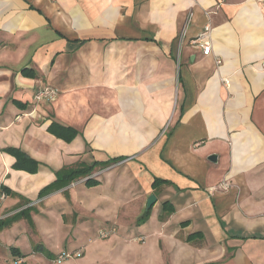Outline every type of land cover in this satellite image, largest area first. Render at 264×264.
I'll use <instances>...</instances> for the list:
<instances>
[{"label":"crops","instance_id":"0c3cea01","mask_svg":"<svg viewBox=\"0 0 264 264\" xmlns=\"http://www.w3.org/2000/svg\"><path fill=\"white\" fill-rule=\"evenodd\" d=\"M0 186V264H264V0H0Z\"/></svg>","mask_w":264,"mask_h":264},{"label":"trees","instance_id":"16d2710c","mask_svg":"<svg viewBox=\"0 0 264 264\" xmlns=\"http://www.w3.org/2000/svg\"><path fill=\"white\" fill-rule=\"evenodd\" d=\"M23 73L25 75L28 76H34V73L28 70H23ZM47 130L54 134L57 137H61L62 139H64L65 141H70L74 136H75V131L73 129H71L70 127L61 125L55 121H52ZM7 152H9L10 154H12L15 157V162L13 164L14 168L17 169H24L30 172H34L36 170V166H37V162L35 160H33L32 158H30L28 155H26L24 152H22L21 150L17 149V148H7L6 149ZM92 168L91 167H87L85 169H81V170H69V169H62L57 173V179L55 181V187H62L66 184H68L69 182H71L73 179L77 178L78 176H84V175H89L91 172ZM165 180L162 179H155L153 182V188H158L161 184L165 183ZM86 183L91 185V184H95L96 181L92 180L91 178H88L86 180ZM0 192L6 194V190L3 186H0ZM163 210L167 213H170L172 211V208L169 207L168 203L165 202L163 203ZM149 211H146L145 213V217L149 214ZM15 250L13 251L14 254L19 253V251L17 249H12ZM35 250L37 251H41L43 252V248L38 245ZM17 252V253H16Z\"/></svg>","mask_w":264,"mask_h":264},{"label":"built area","instance_id":"2783aa9c","mask_svg":"<svg viewBox=\"0 0 264 264\" xmlns=\"http://www.w3.org/2000/svg\"><path fill=\"white\" fill-rule=\"evenodd\" d=\"M201 41L198 42L197 44L201 47V49L203 50L204 54H208L210 51V44L208 42L205 41L206 39V35L202 34L201 35ZM196 41H193V43H195ZM58 93H57V89L53 88V87H49V86H44L40 89H38L33 97V100L35 103H40L42 101H48V100H53L57 97ZM230 182L229 180L225 179L223 180L221 183H219L217 189L221 190V191H226L229 187H230ZM4 193L0 192V199H2L4 197ZM108 235V233L106 231L101 233V236L106 237ZM72 257V254L70 253H60L57 255V257L55 258V262L60 263L62 261H64L67 258ZM20 260H17L16 263H19Z\"/></svg>","mask_w":264,"mask_h":264},{"label":"water","instance_id":"95a60500","mask_svg":"<svg viewBox=\"0 0 264 264\" xmlns=\"http://www.w3.org/2000/svg\"><path fill=\"white\" fill-rule=\"evenodd\" d=\"M208 160L212 161V162H215L216 161V155H210L208 157ZM156 201V196L155 194H150L148 197H147V200H146V206H145V210H149V208L151 207V205L153 203H155Z\"/></svg>","mask_w":264,"mask_h":264}]
</instances>
